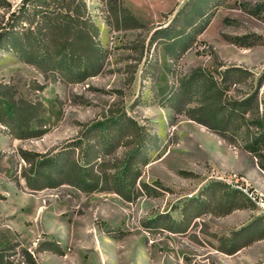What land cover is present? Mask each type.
<instances>
[{
    "label": "rangeland",
    "instance_id": "obj_1",
    "mask_svg": "<svg viewBox=\"0 0 264 264\" xmlns=\"http://www.w3.org/2000/svg\"><path fill=\"white\" fill-rule=\"evenodd\" d=\"M9 1L13 11L22 2ZM85 2L104 55L101 72L85 82L0 47V86L43 108L41 123L31 126L38 137L20 139L0 123V248L27 250L39 264H264V209L249 196L264 192L248 179L259 161L244 149L246 129L231 146L174 108L199 106L203 78L183 86L200 71L221 82L226 70L240 68L224 79L227 96L257 92L264 100V0ZM110 7L127 8L136 21L120 14L118 25ZM8 16L0 10V24ZM123 112L151 135L137 187L154 192L127 201L70 185L29 188L22 152L63 154L87 126ZM45 243L63 255L37 252Z\"/></svg>",
    "mask_w": 264,
    "mask_h": 264
},
{
    "label": "trees",
    "instance_id": "obj_2",
    "mask_svg": "<svg viewBox=\"0 0 264 264\" xmlns=\"http://www.w3.org/2000/svg\"><path fill=\"white\" fill-rule=\"evenodd\" d=\"M109 9L116 15L118 25L121 24L120 14L136 21L127 8ZM0 10L9 13L0 24V47L13 50L26 63L41 71L58 72L71 83L85 82L101 72L104 55L98 42L99 28L85 0H22L19 9L14 11L9 0H0ZM232 72L238 74L242 70H226L221 82L203 71L200 76L193 74L186 84L199 81L201 77L204 81L199 106L186 110L190 102H185L184 109L174 108L208 127L231 146H237L245 128L244 149L258 159L264 172V100L259 101L257 92L243 100L228 97V87L224 85ZM254 110L259 113L256 120L247 119ZM42 111L41 105L16 100L0 86V123L12 128L18 138L40 136V132L31 126L41 123ZM87 127L83 138L63 154L22 152V158L30 165V176L26 178L30 189L70 185L85 193L114 192L127 201L155 191L142 182L137 187L140 165L146 163L144 155L151 140L144 126L123 112L111 113ZM121 146L129 148L122 158L106 160V156ZM74 147L79 149L78 157L71 156ZM49 245L42 244L37 252L63 255L62 250ZM13 249L0 248V264H39L33 253L27 250L20 254L10 253ZM17 256L21 261L15 260Z\"/></svg>",
    "mask_w": 264,
    "mask_h": 264
},
{
    "label": "crops",
    "instance_id": "obj_3",
    "mask_svg": "<svg viewBox=\"0 0 264 264\" xmlns=\"http://www.w3.org/2000/svg\"><path fill=\"white\" fill-rule=\"evenodd\" d=\"M248 179L251 184L259 191L264 192V172L260 169H256V173H249Z\"/></svg>",
    "mask_w": 264,
    "mask_h": 264
},
{
    "label": "built area",
    "instance_id": "obj_4",
    "mask_svg": "<svg viewBox=\"0 0 264 264\" xmlns=\"http://www.w3.org/2000/svg\"><path fill=\"white\" fill-rule=\"evenodd\" d=\"M250 198L255 201L259 206H261L264 209V196L263 195H258L254 192L249 194Z\"/></svg>",
    "mask_w": 264,
    "mask_h": 264
}]
</instances>
